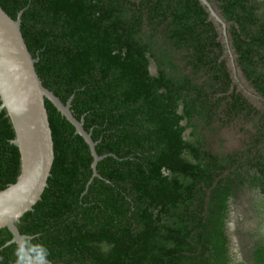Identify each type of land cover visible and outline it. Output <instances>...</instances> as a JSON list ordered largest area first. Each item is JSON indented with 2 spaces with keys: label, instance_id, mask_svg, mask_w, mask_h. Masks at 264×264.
<instances>
[{
  "label": "trees",
  "instance_id": "obj_1",
  "mask_svg": "<svg viewBox=\"0 0 264 264\" xmlns=\"http://www.w3.org/2000/svg\"><path fill=\"white\" fill-rule=\"evenodd\" d=\"M206 1L0 0L11 18L22 12L42 84L63 103L73 96L72 114L104 155L91 180L88 144L45 99L51 175L16 223L31 236V256L52 264H264V223L253 221L264 219V0ZM229 126L247 134L239 147L227 146ZM14 138L2 109L0 190L20 173ZM242 191L256 205L234 232L231 207ZM11 237L0 228V264H41L16 243L3 246ZM235 243L246 260L235 259Z\"/></svg>",
  "mask_w": 264,
  "mask_h": 264
},
{
  "label": "water",
  "instance_id": "obj_2",
  "mask_svg": "<svg viewBox=\"0 0 264 264\" xmlns=\"http://www.w3.org/2000/svg\"><path fill=\"white\" fill-rule=\"evenodd\" d=\"M202 1L208 5L206 0ZM21 13L13 19L0 6V110L5 109L11 120L15 132L11 142L20 153V173L16 181L0 190V228L7 227L12 233L11 239L3 246L16 243L26 260L52 264L47 259L28 253L24 239L31 236L21 234L16 226L20 217L31 211L41 199L51 175L54 143L45 99L53 104L74 126L75 133L88 144L93 157L91 180L100 176L96 164L104 155L96 153V142L92 140L91 133L83 128V118L78 120L72 114L70 106L73 96L63 103L42 84L34 66L38 58L32 57L21 31ZM244 93L252 104L260 105L252 90L246 87Z\"/></svg>",
  "mask_w": 264,
  "mask_h": 264
},
{
  "label": "rangeland",
  "instance_id": "obj_3",
  "mask_svg": "<svg viewBox=\"0 0 264 264\" xmlns=\"http://www.w3.org/2000/svg\"><path fill=\"white\" fill-rule=\"evenodd\" d=\"M248 101H249V99H248ZM243 127L246 130L250 129V127L248 125H245ZM224 133L226 134V137L229 138V142L227 143V146L230 147V148L231 147H233V148L234 147H239L242 144L243 140L247 137V134L245 132H240L239 133L235 129V127H231V126H229L226 129H224ZM251 196H254V195L250 191H248V192H243L242 191V192L238 193V197L235 199L234 205H232V207H231L233 209L232 210V212H233L232 216L234 215V217H232L233 221L228 226H231L234 232L237 231V224H239L240 221L242 222V220L245 219V217H242L243 213H246L248 211L247 213H248L249 216L248 215L247 216L248 217L253 216V214L250 215L252 212H249V211H251L253 209L251 205L254 206V204H255L254 202L251 201L252 200ZM233 231H232V234L234 233ZM234 235H235L236 238L238 237V240L239 241L241 240V242H243V243L247 240V236L241 235L240 232H239V234H235L234 233ZM233 239L235 240L234 236H233ZM232 249H233V252H235L237 254V256H236V254L234 256L236 260H238V259L246 260L247 259L248 255L246 254L245 251H243L245 249L242 247L241 243H235V245L232 246Z\"/></svg>",
  "mask_w": 264,
  "mask_h": 264
},
{
  "label": "flooded vegetation",
  "instance_id": "obj_4",
  "mask_svg": "<svg viewBox=\"0 0 264 264\" xmlns=\"http://www.w3.org/2000/svg\"><path fill=\"white\" fill-rule=\"evenodd\" d=\"M250 215H252V213ZM232 217H234V215ZM253 221L255 222V224L258 223V222L264 223V219H260V218H255V219L253 218ZM231 223L232 222L228 223V225H230ZM255 224L253 223V227L255 226ZM263 226H264V224H262V230H259L260 232L264 230V227ZM244 227H246V226H244ZM237 228L238 229L241 228L240 227V224H237Z\"/></svg>",
  "mask_w": 264,
  "mask_h": 264
}]
</instances>
